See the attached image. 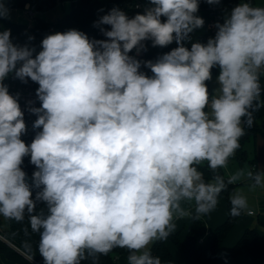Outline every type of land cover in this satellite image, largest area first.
Masks as SVG:
<instances>
[{
  "label": "clouds",
  "instance_id": "clouds-1",
  "mask_svg": "<svg viewBox=\"0 0 264 264\" xmlns=\"http://www.w3.org/2000/svg\"><path fill=\"white\" fill-rule=\"evenodd\" d=\"M150 3L131 18L118 8L103 15L96 26H110L100 29L105 39L71 29L47 35L38 53L0 31V215L28 217L44 264H81L114 248L128 251L127 264H162L149 245L172 234L185 214L181 203L194 202L199 219L243 174L227 184L218 174L206 182L198 166L226 167L243 125L252 124L264 92V7L242 0L215 25L214 37L189 49L184 41L204 25L198 0ZM7 16L0 3V19ZM148 40L178 46L155 62L129 55ZM214 67L219 87L210 95ZM10 74L39 85L41 106L29 111L42 130L30 145L21 139L24 112L3 83ZM26 156L36 167L34 199L21 167ZM247 177L252 187L264 186V171ZM37 202L46 208L37 212ZM230 203L233 216L247 208L239 193Z\"/></svg>",
  "mask_w": 264,
  "mask_h": 264
},
{
  "label": "trees",
  "instance_id": "trees-1",
  "mask_svg": "<svg viewBox=\"0 0 264 264\" xmlns=\"http://www.w3.org/2000/svg\"><path fill=\"white\" fill-rule=\"evenodd\" d=\"M58 1L59 0H0V3H4L6 8L10 9H24L25 5L29 3L35 10L45 12L55 7ZM69 1H71L72 5L70 12L64 14L56 23H50L39 18L31 27L26 23H20L10 18H2L0 19V31L10 30V39L13 44L20 46L28 45L29 47L35 48L36 53H38L42 50L41 42L47 35L57 32L63 33L71 29L84 32L90 39H105L106 37L103 36L100 29L105 28L110 30V26H96V22H98L103 15L108 14L113 8L124 11L130 18L137 14V10L131 6L130 0ZM198 2V11L208 16L212 13L211 8L213 5L217 6L218 12L229 13L231 9L240 4L242 0H219L218 3L212 4H209L207 0H198ZM250 2L253 6H256V0H250ZM165 19V17H161L162 21ZM52 25L54 26L53 30H51ZM195 42L206 44L207 40L193 31L189 34V38L184 41V45L190 49L191 44ZM144 44L146 47L147 41H144ZM177 46L176 42H174L170 46L161 47L160 51L155 54L146 52L144 55L136 54V50L133 49L129 55L140 61L151 60L155 62L158 57L170 52ZM212 69L219 73L218 67ZM140 70L146 72L148 68L144 67L142 64ZM260 83L262 89H264L263 73L260 76ZM243 126L245 128V134L240 139V148L235 155V158L238 159L241 164L249 158L246 149L247 144L256 141L258 135H264V92H262V95L257 98L254 104L251 126ZM38 132V130H34L28 134H22L21 139L26 145H30ZM250 162L254 165L255 159H252ZM21 167L27 174V182L31 187L34 199L35 193L39 191V189L35 188L32 184V174L36 170V167L30 163V156L23 158ZM198 168L203 173L206 182H211L213 176L218 174L224 177L227 184L229 176L226 175L223 168L217 169L214 172L208 167L207 161L199 165ZM236 186L237 183L227 184L225 190L222 191L218 197V199L222 197L227 198L229 214L227 219L215 229L214 237L210 241L201 242L197 237V232L203 225V220L201 218H194L190 226L186 243L180 240L179 233H172L168 237L176 246L183 247L186 250V264H264V232L262 233L255 228H247L226 257H221L218 254L219 248L242 216V212L239 216H233L231 214L230 197L235 191ZM45 208L46 206L42 202H37V212ZM9 222L10 225L8 230H0L3 236V238L0 237V254L5 255L6 258L14 264H44L43 257L38 251L40 240L39 233L33 232L28 217L25 216V219L20 222L9 218ZM150 251L152 255L160 257L162 264H183L172 254L166 240L154 242ZM241 251H246L250 255L251 258L249 262L239 263L236 261V256ZM128 255L129 253L126 249L114 248L106 255L95 254L86 256V258L81 261V264H127Z\"/></svg>",
  "mask_w": 264,
  "mask_h": 264
},
{
  "label": "rangeland",
  "instance_id": "rangeland-1",
  "mask_svg": "<svg viewBox=\"0 0 264 264\" xmlns=\"http://www.w3.org/2000/svg\"><path fill=\"white\" fill-rule=\"evenodd\" d=\"M263 5H264V0H256L257 7ZM71 8H72L71 1L59 0L56 6L53 7L52 9L45 12L39 11L37 13V17L44 19L50 23H56L64 14L69 13ZM7 9H8L7 18H10L20 23H26L31 27L36 23V21L35 22L32 21L22 9H16V8L13 9L7 8ZM197 13L198 14L196 15L202 18V14H200L199 11ZM227 14L228 12L224 15V18L226 17ZM211 37H214V35L208 33L207 40ZM147 45H148L149 53L159 48V46L153 47L152 42L150 40L147 41ZM212 82L215 83V85H218L217 80L216 81L212 80ZM246 149L248 151L249 158L245 160L243 164H241L238 159L232 156L229 158L226 167L223 168L226 175H228L229 177L236 174L237 172L243 173L240 179L235 182L237 183V186L232 195L236 193L243 195L247 200V208L242 211V216L240 220L232 228V230L228 234L226 241L223 243L221 248L225 247V245L228 244V241L230 239H233L237 233L238 235L241 236L243 230H246L247 228H255L262 233L264 232V223L262 217L260 218L258 217V215L250 216L248 214L249 210L258 213L261 210V208H264V186L252 187L253 182L247 177V173L249 171H253L252 163L250 161L254 159V157H259L258 159L259 164L261 161H264V136H260L256 139V141H252L248 143ZM205 162H203V164ZM260 170L264 171V169L262 170L259 167L258 171ZM253 172H256V170ZM9 225H10L9 218L0 215V230H6ZM240 253H245V252L241 251ZM240 253L236 256L237 259H239L241 255Z\"/></svg>",
  "mask_w": 264,
  "mask_h": 264
},
{
  "label": "crops",
  "instance_id": "crops-1",
  "mask_svg": "<svg viewBox=\"0 0 264 264\" xmlns=\"http://www.w3.org/2000/svg\"><path fill=\"white\" fill-rule=\"evenodd\" d=\"M199 13L202 14V18L204 20V25L202 28L195 29L194 31L197 32L198 34H200L201 36H203L204 38H206V40H207L208 32H207L206 23H205L206 22L205 14L200 12V11H199ZM196 14H198V13H196ZM174 42L175 41H173L168 46L172 45ZM160 49H161V47H159L156 50H154L153 52L149 53L148 45H146V50L149 54H155L158 51H160ZM144 73H146L148 76L153 75L151 73L150 69H148ZM211 74H212V79L209 81H206V84H207L210 95H214L215 91L218 89L217 87H219V86L215 85V83H213L212 80L216 81L217 80L216 78L218 77L219 73L214 71L213 69H211ZM260 136H264V135H258L257 138ZM236 153H237V151L233 155L234 158H235ZM254 159H255V163H254V165L252 164V170L258 171L259 167H260V169L263 170L264 169V161H261L259 164V161H258L259 157H254ZM181 207L183 208L185 214L183 216L176 218L175 228H174L172 233H175V234L179 233L180 240L183 243H186L187 238H188V234H189V230H190V226L193 223L194 215H196L195 214V203L184 201L181 203ZM250 211H252V210L248 211V214L250 216L258 215V217H260V218L262 217L263 223H264V208H261V210L258 213H256L254 211L255 214H250L249 213ZM228 214H229V211H228V205H227V198L222 197V198L218 199L217 205L212 211H210L207 215L200 217L203 220V225L197 232V237L200 239V241L201 240H203V242L204 241H210L214 237L215 229L227 219ZM8 229H9V226L6 230H8ZM244 231L245 230H243V232ZM243 232H242V234H243ZM242 234H241V236H242ZM241 236L238 235V233H237L233 239H230L228 241V244H226L225 247L221 248L223 245L222 244L220 247L221 249L219 248V250H218L219 256L226 257L229 254L232 247L234 246V244L236 243V241H238V239ZM226 239H225V241H226ZM166 241H167L168 247L171 250L172 254L181 263L186 264L187 263L186 250L183 247L176 246L170 238L166 239ZM153 244H154V242L151 245H149V250ZM243 252H245V253H240L241 255H240L239 259L236 258L237 259L236 261L239 263H246V262L250 261V258H251L250 255L246 251H243ZM0 264H14V263L12 261L8 260L5 255L0 254Z\"/></svg>",
  "mask_w": 264,
  "mask_h": 264
},
{
  "label": "built area",
  "instance_id": "built-area-1",
  "mask_svg": "<svg viewBox=\"0 0 264 264\" xmlns=\"http://www.w3.org/2000/svg\"><path fill=\"white\" fill-rule=\"evenodd\" d=\"M131 6L137 10V14H144L145 10L153 7V5L150 3V0H130ZM259 7H264L259 6ZM212 13H210L208 16H205L206 18V28L208 33L215 36L216 33V27L215 25L219 23H223L224 21V15L227 13H220L217 11V6H212ZM25 14L32 20L37 21L39 18L37 17V13L39 11L35 10L29 3L25 5L24 9ZM54 29V26H51V30ZM147 52L146 47L145 50H141L138 55H144ZM137 54V52H136ZM3 83L7 86L9 94L13 95L18 99V103L21 107V110L24 112V122L26 125V131L24 134H28L34 130L41 131L42 129H37L33 127V124L35 120L38 118L37 115L31 113L29 111L30 107H40L41 102L36 97V90L39 87V85L35 82H32L30 79H28L27 83L22 82L21 80L15 78L14 74H10ZM31 102V103H29ZM250 214H255L254 211H250ZM0 237L3 238V236L0 233ZM203 242V240H201Z\"/></svg>",
  "mask_w": 264,
  "mask_h": 264
}]
</instances>
